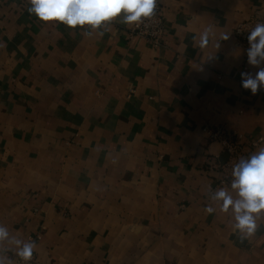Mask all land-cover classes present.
<instances>
[{"label": "crops", "instance_id": "1", "mask_svg": "<svg viewBox=\"0 0 264 264\" xmlns=\"http://www.w3.org/2000/svg\"><path fill=\"white\" fill-rule=\"evenodd\" d=\"M159 2L153 47L122 17L87 36L0 0V224L38 264H264V214L242 237L210 199L220 148L203 131L264 137L235 37L264 0Z\"/></svg>", "mask_w": 264, "mask_h": 264}, {"label": "clouds", "instance_id": "2", "mask_svg": "<svg viewBox=\"0 0 264 264\" xmlns=\"http://www.w3.org/2000/svg\"><path fill=\"white\" fill-rule=\"evenodd\" d=\"M158 0H28V12L41 22L62 23L68 28L77 27L92 31L105 27L109 22L122 17L126 25H140L146 19L154 17ZM213 33L208 26L201 33L200 46L209 42ZM102 36L103 32H99ZM229 39V35L223 40ZM248 64L257 69L255 73L242 72V87L253 95L264 90V22H258L247 36ZM220 47V43L218 44ZM230 188H209L210 199L219 205L224 213H230L232 227L242 237H249L257 229V220L264 214V147L247 158H241L232 168ZM216 209L207 206L205 212L212 214ZM11 245L24 264H30L37 244L10 235L8 228L0 224V245ZM9 249L0 247V264H5L3 252Z\"/></svg>", "mask_w": 264, "mask_h": 264}, {"label": "built area", "instance_id": "3", "mask_svg": "<svg viewBox=\"0 0 264 264\" xmlns=\"http://www.w3.org/2000/svg\"><path fill=\"white\" fill-rule=\"evenodd\" d=\"M264 22V13L258 11L248 19L239 22L235 28L236 46L244 49L247 58V49L249 47L247 36L249 31L258 23ZM130 34L148 42L153 47H159L164 35V16L163 9L158 0L157 9L154 17L146 19L140 25H134ZM246 70V67L244 68ZM210 141L218 144L220 151L213 158L214 167L218 171L217 188H230L232 179V168L241 158H247L253 153V150L264 144V137H259L248 144V149L244 147L243 137L237 132H227L220 126H206L203 129ZM222 156H227L224 163L220 162ZM14 264H24V262L15 255ZM30 264H38L35 255H33Z\"/></svg>", "mask_w": 264, "mask_h": 264}, {"label": "water", "instance_id": "4", "mask_svg": "<svg viewBox=\"0 0 264 264\" xmlns=\"http://www.w3.org/2000/svg\"><path fill=\"white\" fill-rule=\"evenodd\" d=\"M226 159H227V156H222V157L220 158V162L224 163V162L226 161Z\"/></svg>", "mask_w": 264, "mask_h": 264}]
</instances>
